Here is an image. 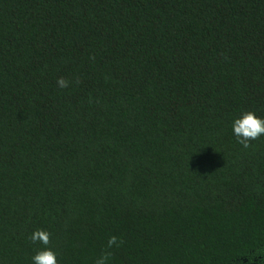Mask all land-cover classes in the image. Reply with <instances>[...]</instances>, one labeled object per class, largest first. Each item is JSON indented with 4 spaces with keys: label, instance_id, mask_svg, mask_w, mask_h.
Returning <instances> with one entry per match:
<instances>
[{
    "label": "trees",
    "instance_id": "obj_1",
    "mask_svg": "<svg viewBox=\"0 0 264 264\" xmlns=\"http://www.w3.org/2000/svg\"><path fill=\"white\" fill-rule=\"evenodd\" d=\"M247 111L264 0H0V264H264Z\"/></svg>",
    "mask_w": 264,
    "mask_h": 264
},
{
    "label": "clouds",
    "instance_id": "obj_2",
    "mask_svg": "<svg viewBox=\"0 0 264 264\" xmlns=\"http://www.w3.org/2000/svg\"><path fill=\"white\" fill-rule=\"evenodd\" d=\"M56 83L60 88H67L70 84L64 77H58ZM232 129L237 142L247 149L251 146V141L264 135V119L258 118L251 111H247L233 121ZM30 240L32 243H40L44 246L32 257L33 264H58L56 253L48 247L51 244V233L37 229L31 234ZM122 243V240L113 235L108 238L107 248L120 247ZM110 256V252H104L95 260L94 264H108ZM249 264H252V260H249Z\"/></svg>",
    "mask_w": 264,
    "mask_h": 264
}]
</instances>
